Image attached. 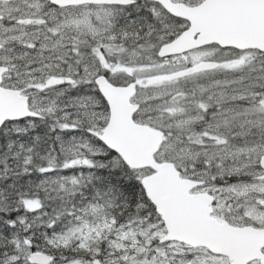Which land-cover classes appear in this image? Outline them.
Masks as SVG:
<instances>
[{"label": "snow or ice", "instance_id": "1", "mask_svg": "<svg viewBox=\"0 0 264 264\" xmlns=\"http://www.w3.org/2000/svg\"><path fill=\"white\" fill-rule=\"evenodd\" d=\"M0 264H264V0H0Z\"/></svg>", "mask_w": 264, "mask_h": 264}]
</instances>
